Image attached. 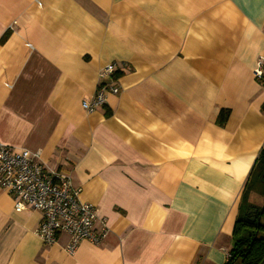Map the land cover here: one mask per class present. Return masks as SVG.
<instances>
[{
    "label": "crops",
    "instance_id": "obj_1",
    "mask_svg": "<svg viewBox=\"0 0 264 264\" xmlns=\"http://www.w3.org/2000/svg\"><path fill=\"white\" fill-rule=\"evenodd\" d=\"M258 57L264 0H0V142L69 172L109 229L69 255L0 191V264H225L264 147ZM107 63L120 90L88 114Z\"/></svg>",
    "mask_w": 264,
    "mask_h": 264
},
{
    "label": "built area",
    "instance_id": "obj_2",
    "mask_svg": "<svg viewBox=\"0 0 264 264\" xmlns=\"http://www.w3.org/2000/svg\"><path fill=\"white\" fill-rule=\"evenodd\" d=\"M115 71V63L101 67L96 93L82 102L86 113L103 106L109 95L118 94ZM252 76L264 90V57L257 58ZM0 191L12 198L16 212L40 213L36 234L44 245H52L66 234L65 251L72 255L82 241L98 246L108 236L107 220L99 217L96 207L79 200L81 189L69 172L41 162L39 151L15 150L0 142Z\"/></svg>",
    "mask_w": 264,
    "mask_h": 264
},
{
    "label": "trees",
    "instance_id": "obj_3",
    "mask_svg": "<svg viewBox=\"0 0 264 264\" xmlns=\"http://www.w3.org/2000/svg\"><path fill=\"white\" fill-rule=\"evenodd\" d=\"M4 39L5 37L2 38V41ZM114 78L117 79V76L114 75ZM261 110L264 113V103L261 106ZM228 114V111H220L217 119V123L220 126L224 125L228 118ZM258 162L261 163V165H259L260 169L262 170L260 173V178L264 185V147L259 152V155L256 160V165L258 164ZM248 209H253V207H249ZM256 210L257 213L255 215L246 214L244 218L236 219L232 232L234 245L229 252L228 259L225 264H232L236 260H239L241 264L264 263V237L260 236V233L264 231V225H262L260 222L257 225L256 221L251 222L249 219L250 217H259L260 209ZM263 216L264 209L262 211L261 217Z\"/></svg>",
    "mask_w": 264,
    "mask_h": 264
},
{
    "label": "rangeland",
    "instance_id": "obj_4",
    "mask_svg": "<svg viewBox=\"0 0 264 264\" xmlns=\"http://www.w3.org/2000/svg\"><path fill=\"white\" fill-rule=\"evenodd\" d=\"M261 163L258 162L256 168L253 170L252 178L249 182V185L246 190L245 201L243 203L241 215L238 218H244L246 214L249 213L250 210L260 209L263 206V194L262 190H264V185L260 178L261 169L259 167ZM259 167V168H258ZM259 174V176H258ZM252 205L253 209H248L247 206ZM260 223L264 225V216L260 217ZM261 237H264V231L260 233Z\"/></svg>",
    "mask_w": 264,
    "mask_h": 264
},
{
    "label": "water",
    "instance_id": "obj_5",
    "mask_svg": "<svg viewBox=\"0 0 264 264\" xmlns=\"http://www.w3.org/2000/svg\"><path fill=\"white\" fill-rule=\"evenodd\" d=\"M263 209H264V205L262 206V208H261V210L259 211V217L258 218H256V217H250L249 219H250V221L251 222H257V225L259 224V222H260V217H261V215H262V211H263ZM257 213V210L256 209H253V210H250L249 211V213L248 214H252V215H255ZM257 233V232H256Z\"/></svg>",
    "mask_w": 264,
    "mask_h": 264
},
{
    "label": "bare ground",
    "instance_id": "obj_6",
    "mask_svg": "<svg viewBox=\"0 0 264 264\" xmlns=\"http://www.w3.org/2000/svg\"><path fill=\"white\" fill-rule=\"evenodd\" d=\"M41 217V216H40Z\"/></svg>",
    "mask_w": 264,
    "mask_h": 264
}]
</instances>
